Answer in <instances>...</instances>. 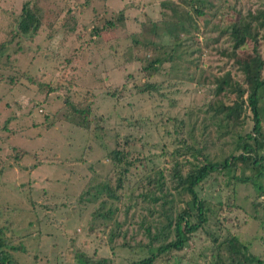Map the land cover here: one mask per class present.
Instances as JSON below:
<instances>
[{
	"label": "rangeland",
	"instance_id": "obj_1",
	"mask_svg": "<svg viewBox=\"0 0 264 264\" xmlns=\"http://www.w3.org/2000/svg\"><path fill=\"white\" fill-rule=\"evenodd\" d=\"M26 1L0 0V49ZM192 1L32 0L42 10V27L0 50V225L20 264H131L149 257L140 228L150 219L149 201L142 194L155 187L146 174H167L183 139L219 160L235 149L236 130L207 111L215 75L231 70L244 78L223 53L229 38L219 35L235 19V6L256 9L261 0H211L207 27ZM223 3L228 14L215 13ZM104 17L117 25L95 35ZM176 19L200 30L173 52H159L165 62L149 76L144 66L157 54L150 45L168 43L166 23ZM150 83L160 89L139 90ZM246 115L239 129L250 132L251 109ZM119 141L124 152L116 164L109 153ZM135 158L139 164L130 168L122 201L108 199L107 206L119 210L113 220L104 218L103 185ZM226 179L215 174L199 187L219 206L204 232L170 255L174 264H215L213 238L229 234L264 260V176L261 188L252 181L227 185ZM157 263H166L163 256Z\"/></svg>",
	"mask_w": 264,
	"mask_h": 264
},
{
	"label": "trees",
	"instance_id": "obj_2",
	"mask_svg": "<svg viewBox=\"0 0 264 264\" xmlns=\"http://www.w3.org/2000/svg\"><path fill=\"white\" fill-rule=\"evenodd\" d=\"M227 1L229 0H225ZM192 2L195 16L198 19L203 18L204 25L207 27L211 19L207 17L206 11L212 9L214 4L211 0H193ZM225 8L223 3L215 13L221 12L226 15L228 12ZM235 8L237 10V7H234L233 12L236 14L235 19L221 28L219 37L229 38L230 46L223 50V53L233 59L244 78L240 81L231 70L215 75L212 80L214 84L211 91L212 99L209 101L207 111L213 112L218 118L227 122V126L232 125V129H235L237 134L236 147L231 154L219 160L205 153L203 146L183 139L179 142L182 145L173 153L175 158L167 174H164L163 170H159L154 178L146 174L149 185L151 187L154 185L155 188L153 190L150 188V192L142 194L144 201H149L150 219L143 218L140 228L145 227L149 239L147 246L151 250V255L137 259L131 264H158L160 256H163L165 264H174L170 255L186 247L196 232H204L205 224L209 223L211 216L216 215L219 206L206 197H202L199 192V187L209 177L215 174L226 176L227 185L233 184V181L244 183L252 181L256 187H263L259 180L264 176V48L262 41L264 40V0H261V4L256 9L248 7L236 11ZM42 19V10L34 6L32 0H27L12 30V38L9 42H4L0 50L3 51L16 38L37 34L42 27ZM103 20L102 27H94L95 35H100L103 31L113 29L117 25L116 19L104 17ZM166 24L170 41L160 44L151 43L150 46L157 54L152 55L148 65L144 66L149 76H153L165 62V59L160 57L162 50L167 52L169 48L173 52L176 47L184 45L190 34L193 33L195 36L200 30L198 27L194 28L195 25L187 19H176L171 24ZM156 34H158L157 31ZM181 34H184V37ZM136 42L140 45L138 40ZM140 60L145 61V59ZM159 89L160 86L154 83L139 87L141 92ZM247 108L252 111L254 124L250 132H243L240 129H243L246 122ZM75 109L79 113L84 112L78 108ZM81 120L83 125L85 118ZM178 125H182L184 130L186 121L182 119ZM126 142H124L125 145ZM121 146L119 141L116 148L109 153L116 164L122 162L124 150ZM136 159L139 160V158L126 159L121 170L114 173L117 179L114 180L112 176L103 185L105 198L101 201L99 215L113 220L119 207H113L112 204L107 206L108 199L122 201L123 191L131 173L130 168L138 167L139 161ZM156 190L161 194L157 195ZM160 201L162 202L159 211ZM104 209L105 212L102 211ZM162 218H165L166 223L162 221ZM213 241L216 243L215 264H264V260L253 254L250 246L236 234H229L223 239L214 236ZM157 243H159L158 246H156ZM14 251L13 241L6 237V228L0 225V264H20L14 256Z\"/></svg>",
	"mask_w": 264,
	"mask_h": 264
}]
</instances>
